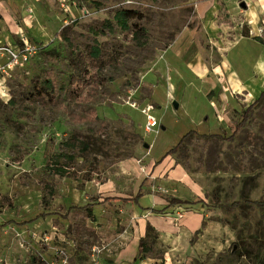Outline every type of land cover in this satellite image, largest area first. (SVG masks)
Returning a JSON list of instances; mask_svg holds the SVG:
<instances>
[{"label": "rangeland", "instance_id": "1", "mask_svg": "<svg viewBox=\"0 0 264 264\" xmlns=\"http://www.w3.org/2000/svg\"><path fill=\"white\" fill-rule=\"evenodd\" d=\"M177 1H64L62 12L75 3L86 14L67 16L68 24L49 44L32 40L37 49L29 61L0 76V222H13L0 229V264H33L32 257L40 259L36 264L110 262L132 215L123 204L105 201L100 184L115 181L121 195L129 194L134 180L120 178L122 162L136 158L142 164L148 155L144 144L151 145L149 158L161 159L192 130L198 134L172 157L201 188L203 202L196 196L190 203L203 209L204 227L189 239L152 232L146 258L156 264H264V209L245 204L264 202V99L233 141L203 136L232 134L242 112L264 91L262 70L251 61L241 65L255 80L247 90L233 92L225 114L220 113L224 124L213 132L207 125H190L181 117L187 109L182 106L176 114L172 102L170 109L164 103L155 107L161 132L149 134L145 115L128 105L131 96L149 97L142 79L161 48L184 23L195 25L190 14L169 9ZM124 9L141 17L121 22L116 13ZM259 37L264 43V27ZM259 54L264 57V48ZM49 73L56 85L53 99L67 112L34 95L35 84L45 83ZM86 73L92 83L76 95L70 81ZM212 95L216 92L208 98ZM200 96L190 99L191 112L197 101L202 110L211 109L208 98ZM165 119L170 125L163 131ZM165 190L160 189L170 197ZM86 205L91 208L71 209Z\"/></svg>", "mask_w": 264, "mask_h": 264}, {"label": "crops", "instance_id": "2", "mask_svg": "<svg viewBox=\"0 0 264 264\" xmlns=\"http://www.w3.org/2000/svg\"><path fill=\"white\" fill-rule=\"evenodd\" d=\"M64 1L69 0H0V44L15 46L24 39L30 44L51 43L62 25L69 21L67 16L78 18L86 14L75 3H70L65 13L62 12L60 3ZM176 5L169 9L190 14L195 25L188 21L178 28L161 48L153 69L143 76V83L149 86V97L133 98L155 107L164 103L168 109L172 102L177 103L176 114L184 106L187 110L181 117L189 120L190 125H207L205 129L213 132L224 124L225 117L220 113L225 114L233 92L247 90L255 80L241 65L254 62L264 75V57L259 54L264 48L259 39V31L264 27V0H178ZM212 91L216 95L209 99ZM200 95L208 98L211 109L202 110L197 101L196 111L191 112L187 108L190 99ZM163 122L162 130L166 131L170 124L166 119ZM176 122L180 123L178 119ZM144 147L148 155L142 164L136 158L121 164L120 178L134 180L125 192L129 194L121 195L123 189L115 181L102 183L98 189L106 194L105 199L130 198L140 188L143 191L139 204L116 201L126 206L132 216L130 226L122 235L119 233L118 240L121 236L124 238L122 246L106 264H156L150 257L138 259L140 240L146 235L148 225L161 238L168 239H189L204 227L205 215L202 208L199 210L200 205L192 203L195 207L186 210L189 204L169 206L172 198L192 201L197 196L201 201L200 186L172 156L164 160L149 158L151 145L144 144ZM161 188H166V193L170 191L171 196L163 194Z\"/></svg>", "mask_w": 264, "mask_h": 264}, {"label": "trees", "instance_id": "3", "mask_svg": "<svg viewBox=\"0 0 264 264\" xmlns=\"http://www.w3.org/2000/svg\"><path fill=\"white\" fill-rule=\"evenodd\" d=\"M140 13L135 11V10H131V9H124V10H120L116 13V18L121 21V22H126V20L129 19H135V18H140ZM99 54V50H96L93 54V57L96 58ZM87 76H89L88 73L85 74L84 77L78 78V77H72L71 81H70V85L72 86L73 89V93H75L76 95L78 94L79 91H81V86H87L90 85L92 82V78L90 77L89 79H86ZM48 79L45 81V83H41V82H37L35 84V97L37 100L42 101V104H46L49 103L50 105H52V107H58L60 108L62 111H68L67 108L65 106L62 105H57V103L54 101L53 99V94L55 93L56 90V85L54 82V78L52 76L51 73H49L48 75ZM264 99V91L261 92L260 96L256 99V101L251 104L250 106L247 107V109H245L242 114H241V120L235 125L232 134L229 136H225V135H217V134H209V135H203L205 138H214V137H220L223 140H227V141H233L236 136L238 135L239 131L242 130L247 123L249 122V119L251 118L254 110L259 107L262 103ZM70 114V113H69ZM81 120H84L83 118H80ZM198 133L196 131H189L188 133H186L179 141V143L177 145H175L172 149H170L166 155L162 158V160H164L166 157L168 156H172L173 154L176 153V151L183 146V144L185 143V141L192 135H197ZM85 148H87V146H85ZM162 160L158 163H161ZM46 194H49L50 196H53L54 193L52 192L51 189L46 188L45 189ZM143 196V191L142 188H140V190L138 191V193L130 198H126V197H112V198H106L105 201H119L123 204H139V201L141 199V197ZM201 202H203L201 200ZM179 204H192L190 203V201H182L178 198H172L169 201V206H173V205H179ZM246 205L249 206H255L259 209H264V202L263 201H256V200H246L245 201ZM233 206H238V203H234ZM91 207L89 205L80 207V206H73L71 207V209H90ZM164 210H154V212L156 213H162ZM39 218V216L37 217ZM36 218V219H37ZM35 220V219H34ZM34 220L29 221V223L33 222ZM12 221L9 222H0V229L8 227L10 224H12ZM23 225L28 224V222H23ZM152 232L156 233L155 229L151 226L148 225L147 228V233L144 237L141 238L140 240V255L138 257L139 260H144L146 258V255H148L150 249L148 247V239H149V234H151ZM39 258L37 257H32V263L36 264L39 262Z\"/></svg>", "mask_w": 264, "mask_h": 264}, {"label": "built area", "instance_id": "4", "mask_svg": "<svg viewBox=\"0 0 264 264\" xmlns=\"http://www.w3.org/2000/svg\"><path fill=\"white\" fill-rule=\"evenodd\" d=\"M68 24V22H66ZM24 44L23 46L19 45H10L0 44V58H6L8 62L4 65L1 64L0 59V76L5 78L7 75H9V72H11L15 67L17 66H23L28 61L29 58L32 56V54L35 53L37 46L31 45L29 42H26L23 40ZM128 105L134 109H140L142 114L146 117V126L145 131L146 133H152L155 132L157 129L158 133L160 131L159 128V122L157 121L156 117L153 115V110L155 109V106L151 103H144L136 98H133V96L130 97L128 101ZM59 264H67L66 261Z\"/></svg>", "mask_w": 264, "mask_h": 264}, {"label": "water", "instance_id": "5", "mask_svg": "<svg viewBox=\"0 0 264 264\" xmlns=\"http://www.w3.org/2000/svg\"><path fill=\"white\" fill-rule=\"evenodd\" d=\"M174 107H175V108H178V104H177V103H175V104H174Z\"/></svg>", "mask_w": 264, "mask_h": 264}]
</instances>
